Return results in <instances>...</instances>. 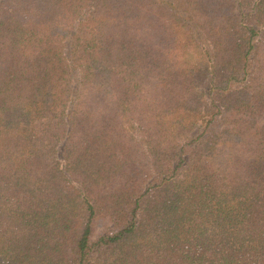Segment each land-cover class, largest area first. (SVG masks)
<instances>
[{
	"label": "trees",
	"instance_id": "16d2710c",
	"mask_svg": "<svg viewBox=\"0 0 264 264\" xmlns=\"http://www.w3.org/2000/svg\"><path fill=\"white\" fill-rule=\"evenodd\" d=\"M0 264H264V0H0Z\"/></svg>",
	"mask_w": 264,
	"mask_h": 264
},
{
	"label": "rangeland",
	"instance_id": "374dc122",
	"mask_svg": "<svg viewBox=\"0 0 264 264\" xmlns=\"http://www.w3.org/2000/svg\"><path fill=\"white\" fill-rule=\"evenodd\" d=\"M77 72L74 71V76H73V87H75L76 83H77V80L79 79L78 78V75H76ZM104 229L103 226H99L97 227V230H96V233L99 234L102 230Z\"/></svg>",
	"mask_w": 264,
	"mask_h": 264
}]
</instances>
